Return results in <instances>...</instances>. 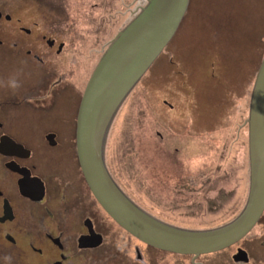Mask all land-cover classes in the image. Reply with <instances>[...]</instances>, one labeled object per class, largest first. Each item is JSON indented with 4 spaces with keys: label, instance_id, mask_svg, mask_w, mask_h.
I'll return each instance as SVG.
<instances>
[{
    "label": "rangeland",
    "instance_id": "374dc122",
    "mask_svg": "<svg viewBox=\"0 0 264 264\" xmlns=\"http://www.w3.org/2000/svg\"><path fill=\"white\" fill-rule=\"evenodd\" d=\"M148 1L0 0V11L17 5V15L25 17L16 27L38 28L40 37L58 40L50 49L39 39L43 63L32 56L10 62L0 51V79L66 77L80 88V99L112 41ZM61 43L64 49L58 53ZM263 58L264 0H190L172 40L109 131L104 156L121 190L175 227L208 230L232 222L249 198L248 120ZM168 127L189 140L188 156H180L183 166L166 163L173 151H167L156 131L166 137ZM125 138L140 140L137 151L128 150ZM154 153L157 164L151 161ZM182 169L189 183L184 193L172 187L177 178L167 183L166 176H182ZM109 217L103 213L107 241L94 252L92 264H190V257L150 247ZM234 253L206 255L199 261L232 264Z\"/></svg>",
    "mask_w": 264,
    "mask_h": 264
},
{
    "label": "flooded vegetation",
    "instance_id": "af4514ba",
    "mask_svg": "<svg viewBox=\"0 0 264 264\" xmlns=\"http://www.w3.org/2000/svg\"><path fill=\"white\" fill-rule=\"evenodd\" d=\"M16 7L7 13L0 11V51L10 62L32 56L43 63L40 54L45 52L39 39H45L50 49L58 40L54 36L40 37L38 28L16 27L15 23L25 22ZM63 49L61 43L58 53ZM29 78L0 79V264H92L94 252L106 244L103 213L107 217L109 214L95 198L78 153V116L88 82L79 99L80 88L72 79ZM12 81L18 87L13 88ZM165 131L166 137L156 132L167 151L174 152L166 155V163L183 166L180 156H188L189 140L172 127ZM109 140L108 136L107 145ZM124 141L131 145L130 152L141 145L138 138ZM151 161L157 164L156 153ZM181 171L182 176H166L167 183L177 178L172 187L184 193L189 183ZM95 234L102 240L97 247L91 240ZM228 250L236 251L231 256L232 264H264V212L246 237L214 254ZM184 256L191 258L190 264H204L199 261L202 256ZM138 258L142 260L139 251Z\"/></svg>",
    "mask_w": 264,
    "mask_h": 264
},
{
    "label": "water",
    "instance_id": "95a60500",
    "mask_svg": "<svg viewBox=\"0 0 264 264\" xmlns=\"http://www.w3.org/2000/svg\"><path fill=\"white\" fill-rule=\"evenodd\" d=\"M189 1L149 0L112 41L86 86L79 110L77 139L86 180L97 201L120 227L150 247L198 257L225 250L246 237L264 212V58L252 91L248 120L249 198L243 211L229 224L190 230L157 219L121 190L104 156L108 134L118 112L172 40ZM91 240L94 247L102 242L96 234Z\"/></svg>",
    "mask_w": 264,
    "mask_h": 264
},
{
    "label": "clouds",
    "instance_id": "9594fccd",
    "mask_svg": "<svg viewBox=\"0 0 264 264\" xmlns=\"http://www.w3.org/2000/svg\"><path fill=\"white\" fill-rule=\"evenodd\" d=\"M11 86H12L13 88L18 87V85H17V83H16L15 81H12V82H11Z\"/></svg>",
    "mask_w": 264,
    "mask_h": 264
},
{
    "label": "bare ground",
    "instance_id": "6f19581e",
    "mask_svg": "<svg viewBox=\"0 0 264 264\" xmlns=\"http://www.w3.org/2000/svg\"><path fill=\"white\" fill-rule=\"evenodd\" d=\"M248 137H249V134H248Z\"/></svg>",
    "mask_w": 264,
    "mask_h": 264
}]
</instances>
